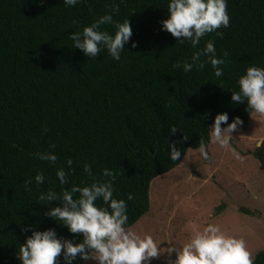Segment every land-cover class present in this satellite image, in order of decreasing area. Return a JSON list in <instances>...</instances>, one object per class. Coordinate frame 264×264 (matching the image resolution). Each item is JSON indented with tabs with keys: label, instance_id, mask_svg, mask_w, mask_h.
I'll return each instance as SVG.
<instances>
[{
	"label": "trees",
	"instance_id": "1",
	"mask_svg": "<svg viewBox=\"0 0 264 264\" xmlns=\"http://www.w3.org/2000/svg\"><path fill=\"white\" fill-rule=\"evenodd\" d=\"M168 3L80 0L68 7L63 0H0V264H22L17 252L32 234L24 231L29 226L54 228L58 236L82 242V234L45 215L48 207L61 206L58 201L38 200L41 192L62 191L59 168L68 173L65 188L104 180L105 168L114 171V198L127 201L130 228L149 212L152 181L179 167L200 139L209 142L217 114L227 113L229 123L239 117L237 131L246 129L252 112L246 101L233 104L231 91L239 90L247 68H264V0H228L229 27L218 29L223 36L206 35L196 48L160 30ZM117 5L114 20L130 21L137 47L126 44L118 61L106 50L90 59L72 48V32ZM102 29L115 31L110 25ZM209 39L218 57L227 53L222 77L210 64L191 72L172 67L177 60L190 63ZM172 126L179 128L174 135ZM168 143L182 152L176 162L169 159ZM41 152L55 153L56 164L40 160L35 154ZM251 155L264 171V147ZM85 163L91 177L84 173ZM38 172L45 175L39 186ZM29 179L30 190L24 183ZM128 194L134 199L127 200ZM223 208L217 207V214ZM239 212L254 215L245 208ZM254 261L264 264V250Z\"/></svg>",
	"mask_w": 264,
	"mask_h": 264
},
{
	"label": "clouds",
	"instance_id": "2",
	"mask_svg": "<svg viewBox=\"0 0 264 264\" xmlns=\"http://www.w3.org/2000/svg\"><path fill=\"white\" fill-rule=\"evenodd\" d=\"M80 0H63L68 7H74ZM168 18L160 21L161 31L168 32L179 41V44L190 43L193 48L199 46L206 35L219 32L220 28H228L230 16L228 14V0H169ZM119 13V6L110 8L109 13L95 20L91 25L83 27L81 31L72 32L70 39L72 48L83 52L86 57L96 59L101 52L107 53L114 59L120 60L125 45L131 42L133 36L132 25L128 19L123 22L114 20L113 14ZM110 25L115 31L110 33L102 26ZM183 38V39H181ZM202 57L206 59L202 60ZM227 53L224 58L216 54L214 40L209 39L201 51L194 53L191 62L181 63L177 60L173 68H182L184 72H191L195 66L205 67L210 64L217 78L224 75L222 65L227 62ZM238 91H231L233 104L247 102V111L258 116H264V68L252 66L247 68L245 74L238 79ZM243 122L236 117L229 123L227 113L217 114L211 127L210 140L206 143L200 139L196 149L200 158L209 163L213 157L209 152V144L218 145L227 149L236 159H241L233 146V133ZM225 125V126H222ZM178 127L172 126L169 134L174 135ZM52 148L55 145L51 146ZM264 147V140L256 145ZM169 159L173 162L181 158L182 152L175 143H168ZM40 160L55 165L58 156L53 152L35 154ZM67 165L71 167L73 160L68 159ZM84 173L92 176L91 165L84 164ZM104 180H93L85 186L69 184L68 173L63 167L59 168L56 176L62 186V191L49 189L41 192L38 200L40 204H52L58 201L61 206L48 207L45 215L55 219L65 226L72 234H82V242L76 243V237L66 239L58 236L54 228L44 231L34 230L29 226L25 232L31 231V236L21 244L17 258L22 264H73L78 260L96 264H151L154 258H159L162 248L152 235L126 227L128 224V204L124 199L114 198L113 182L116 174L109 168L102 173ZM110 178V179H107ZM35 183L39 186L44 183L45 175L38 172ZM32 179L26 180L25 188L30 190ZM134 196L128 194L127 200ZM98 201L100 202L98 204ZM168 253H176L172 264H255L252 253L247 248L243 237L226 233L219 224L208 223L202 230L196 231L181 247H171Z\"/></svg>",
	"mask_w": 264,
	"mask_h": 264
},
{
	"label": "rangeland",
	"instance_id": "3",
	"mask_svg": "<svg viewBox=\"0 0 264 264\" xmlns=\"http://www.w3.org/2000/svg\"><path fill=\"white\" fill-rule=\"evenodd\" d=\"M233 146L241 159L227 149L209 144L211 163L190 150L179 167L157 177L149 189L150 209L130 227L153 236L162 254L151 264H172L181 247L208 223L219 224L229 235L243 237L253 258L264 250V171L251 153L264 140V116L252 112L243 131L233 133ZM224 205L217 214L216 208ZM245 208L253 216L239 212ZM83 264H96L95 261Z\"/></svg>",
	"mask_w": 264,
	"mask_h": 264
}]
</instances>
